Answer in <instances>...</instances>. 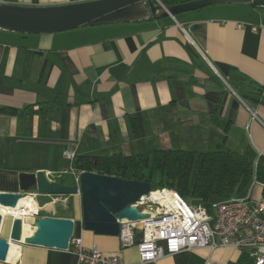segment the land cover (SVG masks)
<instances>
[{"label": "crops", "instance_id": "crops-1", "mask_svg": "<svg viewBox=\"0 0 264 264\" xmlns=\"http://www.w3.org/2000/svg\"><path fill=\"white\" fill-rule=\"evenodd\" d=\"M86 1L92 0L11 4ZM250 25L264 26V8L218 4L54 33L0 29V192H18L23 172L44 171L54 182L66 176L70 163L62 151L71 143L76 156L221 148L264 163V105L255 101L264 96V29L253 32ZM252 187L260 197L262 187ZM65 198L72 214L61 217L73 219L74 235L86 248L120 252L123 264H243L233 247L183 250L141 263L134 246L82 226L78 195ZM21 207L31 211L35 202L26 197ZM1 209L0 238H8L13 216ZM44 209L43 215L57 216ZM11 244L0 264H77L69 249Z\"/></svg>", "mask_w": 264, "mask_h": 264}, {"label": "water", "instance_id": "water-1", "mask_svg": "<svg viewBox=\"0 0 264 264\" xmlns=\"http://www.w3.org/2000/svg\"><path fill=\"white\" fill-rule=\"evenodd\" d=\"M218 4H253L264 8V0H190L165 5L160 0H92L51 7L0 4V29L28 34L61 32L80 26L132 22L147 18L174 17ZM18 192H0V207L16 208L25 194L38 196L79 195L82 226L97 234L117 236L119 221L146 218L133 204L152 187L147 181L81 172L79 185L67 186L50 181L44 171L19 174ZM2 216L0 215V230ZM23 221L13 220L9 237L0 238V261H5L9 244H32L66 250L74 232V221L67 217L40 216L32 220V232L22 237Z\"/></svg>", "mask_w": 264, "mask_h": 264}, {"label": "built area", "instance_id": "built-area-1", "mask_svg": "<svg viewBox=\"0 0 264 264\" xmlns=\"http://www.w3.org/2000/svg\"><path fill=\"white\" fill-rule=\"evenodd\" d=\"M11 2L0 0V4ZM236 27L244 28L246 23L236 22ZM250 29L257 32L264 26L250 25ZM62 156L70 163L62 174H69L78 187L81 171L73 168L76 157L73 143L66 145ZM256 183L264 186V182ZM250 191L251 188L244 196L213 201L205 207L187 203L174 189L151 187L133 204L147 217L120 220L117 237L122 247L136 248L141 263L156 261L183 250L233 247L251 258L254 264H264V199L252 198ZM28 196L36 201L38 195L35 192L25 194V197ZM53 197L52 202L67 200L63 195ZM44 208H47V204L37 203V209L32 213L33 219L49 216L43 215ZM67 249L76 256L77 264H123L120 252L103 253L95 245L86 248L82 238L74 233Z\"/></svg>", "mask_w": 264, "mask_h": 264}, {"label": "trees", "instance_id": "trees-1", "mask_svg": "<svg viewBox=\"0 0 264 264\" xmlns=\"http://www.w3.org/2000/svg\"><path fill=\"white\" fill-rule=\"evenodd\" d=\"M160 1L165 5H173L190 0ZM255 101L264 105V96L260 95ZM133 129L137 135L134 123ZM73 168L81 172H97L147 181L152 187L154 186L152 189H174L187 203L202 204L205 207L213 201L244 196L250 188V195L255 198L252 187L254 182H264L262 160L255 163L243 154L221 148L207 152L155 149L138 154L116 152L110 156L80 155L74 158ZM54 183L75 186L73 179L71 177L67 179L66 176ZM260 197L264 199V186ZM240 262L254 264L253 260L244 253Z\"/></svg>", "mask_w": 264, "mask_h": 264}, {"label": "rangeland", "instance_id": "rangeland-1", "mask_svg": "<svg viewBox=\"0 0 264 264\" xmlns=\"http://www.w3.org/2000/svg\"><path fill=\"white\" fill-rule=\"evenodd\" d=\"M70 175L66 174V178L69 179ZM154 188V186L152 187ZM29 197V196H28ZM78 197L80 198V196L78 195ZM56 198V197H53ZM59 200V199H58ZM35 203L37 202L38 204L42 205V204H47V208H49L51 214H55L57 215L56 217H61V216H67V215H71L72 214V202L68 199L65 200L64 202H62L61 200L56 201V202H52V199L46 197V196H39L36 198V201H34ZM36 203V205H37ZM191 205H195L192 204ZM43 214L44 213H48V209L47 211H45L43 209ZM10 218H12L11 216H6L5 220H9Z\"/></svg>", "mask_w": 264, "mask_h": 264}, {"label": "bare ground", "instance_id": "bare-ground-1", "mask_svg": "<svg viewBox=\"0 0 264 264\" xmlns=\"http://www.w3.org/2000/svg\"><path fill=\"white\" fill-rule=\"evenodd\" d=\"M25 198L26 197L21 198L18 201V205H17L16 208L0 207V211H2L1 208H3V209L6 208L7 211L9 212V214L10 213L12 214L13 218L20 217L21 219H23L22 237H25V236L29 235L32 232V230H33V226H32V220H33L32 213H34V211L37 209V205L35 203V207H34L33 210H31V211H25V208L24 207H21V203L25 200ZM32 200L35 201V199H32ZM14 248H15V245L10 244L9 251L13 250Z\"/></svg>", "mask_w": 264, "mask_h": 264}, {"label": "flooded vegetation", "instance_id": "flooded-vegetation-1", "mask_svg": "<svg viewBox=\"0 0 264 264\" xmlns=\"http://www.w3.org/2000/svg\"><path fill=\"white\" fill-rule=\"evenodd\" d=\"M161 2V1H160ZM162 3V2H161Z\"/></svg>", "mask_w": 264, "mask_h": 264}]
</instances>
